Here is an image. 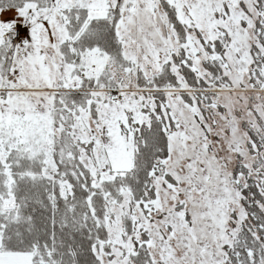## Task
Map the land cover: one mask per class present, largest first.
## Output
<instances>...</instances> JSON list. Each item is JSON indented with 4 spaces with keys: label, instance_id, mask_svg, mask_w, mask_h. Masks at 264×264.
Listing matches in <instances>:
<instances>
[{
    "label": "snow or ice",
    "instance_id": "obj_1",
    "mask_svg": "<svg viewBox=\"0 0 264 264\" xmlns=\"http://www.w3.org/2000/svg\"><path fill=\"white\" fill-rule=\"evenodd\" d=\"M0 264H264V0H0Z\"/></svg>",
    "mask_w": 264,
    "mask_h": 264
}]
</instances>
